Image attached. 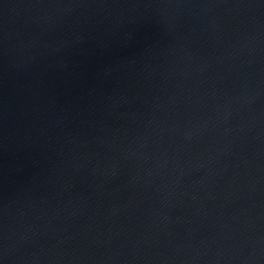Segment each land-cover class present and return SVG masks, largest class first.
I'll list each match as a JSON object with an SVG mask.
<instances>
[{
  "label": "water",
  "instance_id": "obj_1",
  "mask_svg": "<svg viewBox=\"0 0 264 264\" xmlns=\"http://www.w3.org/2000/svg\"><path fill=\"white\" fill-rule=\"evenodd\" d=\"M0 264H264V0H0Z\"/></svg>",
  "mask_w": 264,
  "mask_h": 264
}]
</instances>
